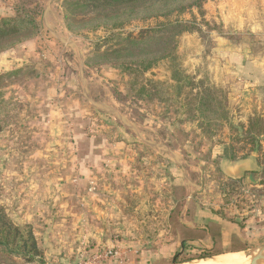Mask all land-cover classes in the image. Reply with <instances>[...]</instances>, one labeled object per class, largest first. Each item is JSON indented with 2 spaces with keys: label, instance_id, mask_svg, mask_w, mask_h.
I'll return each mask as SVG.
<instances>
[{
  "label": "rangeland",
  "instance_id": "obj_1",
  "mask_svg": "<svg viewBox=\"0 0 264 264\" xmlns=\"http://www.w3.org/2000/svg\"><path fill=\"white\" fill-rule=\"evenodd\" d=\"M15 1L40 26L0 41V206L33 229L45 263L171 264L159 259L174 241L169 218L197 206L264 230V179L225 188L221 166L253 152L264 162V0H207L171 18L190 33L163 18L104 23L107 9ZM13 2L0 0V18ZM146 29L156 33L140 38ZM0 264L31 263L0 248Z\"/></svg>",
  "mask_w": 264,
  "mask_h": 264
},
{
  "label": "trees",
  "instance_id": "obj_2",
  "mask_svg": "<svg viewBox=\"0 0 264 264\" xmlns=\"http://www.w3.org/2000/svg\"><path fill=\"white\" fill-rule=\"evenodd\" d=\"M207 0H64V6L66 9L70 10H77L80 8L83 9H90V10H106L107 13L105 14V19L102 20L104 23L108 22L109 19L112 18L110 14H122L127 15L129 19L132 17H139L141 15L144 17L142 20H146L148 18H163L167 21L164 24H160L164 27L165 30H172L178 29V27H182V33L192 32L193 30H197L196 27L191 26L189 22H181L176 19L174 22L171 21L172 17L178 18L187 12H191L192 9L196 8L202 10L204 3ZM6 2V1H5ZM19 2L12 3L14 14H5L1 15L0 18V41L9 36H16L28 28H31L32 31H38L39 24L36 22L35 17L30 16V11L26 10L25 8L21 7ZM129 22H118L114 25L113 28H122ZM176 23V24H174ZM103 27V23L97 25V29ZM69 28H71L69 24ZM156 33L155 30H142L140 33V38L146 36L147 34ZM33 34V33H32ZM36 34V33H35ZM34 34V35H35ZM33 35V36H34ZM21 41H17L11 46L20 43ZM166 44L171 42V39L164 40ZM12 47H4L1 51L4 52L5 49H10ZM175 49V48H174ZM175 53V52H174ZM5 55V54H4ZM173 55V54H170ZM173 61L177 60L178 58L172 57ZM140 67H142L143 71H147L151 68L152 64L145 65L144 62H140ZM126 71V69H125ZM200 96H198L199 98ZM214 101V98H213ZM221 106V103H218ZM201 106H204L203 104ZM200 108V107H199ZM181 109V108H180ZM185 110V106L182 105V109ZM180 110V111H181ZM196 110V107L193 110H190L191 113ZM185 122V121H184ZM262 121L260 118H256L254 121L250 122V130H254L255 128L262 125ZM264 124V123H263ZM178 128L177 132H179L180 139L182 142V147L186 146L189 141V133L186 132L183 128H179L180 126H176ZM263 133V132H262ZM260 133V134H262ZM258 138L253 139V143L256 144L253 146L251 152L255 150H259L260 146L258 145ZM184 149V148H182ZM204 158V157H203ZM206 159V157L204 158ZM232 160H236L237 158L233 155L231 157ZM214 162V161H213ZM264 162L259 160L260 166V177L264 179ZM178 182V181H177ZM173 181V184H179ZM229 182V181H228ZM235 183V182H234ZM237 183V182H236ZM232 184L231 180L230 183L225 185V188L230 187ZM236 185V184H235ZM234 187V186H233ZM237 185L235 186L234 190L237 189ZM226 189L222 190V194L226 197ZM194 206V204H191ZM221 217L227 218L231 221H235L243 224L244 219H240L235 216H229L227 213L219 212ZM169 221L172 225L175 223L172 220V217L169 218ZM169 222V224H170ZM252 229V228H251ZM39 238H37L36 234L34 233L33 229H21L17 227L9 218V215L6 209L0 206V248L2 250L7 251L10 254H14L19 257H23L26 263H33V264H47L43 257H41V247L39 245ZM186 245V244H185ZM191 249L190 245L185 246V250ZM214 255V253L207 252L204 257ZM203 256V255H202Z\"/></svg>",
  "mask_w": 264,
  "mask_h": 264
},
{
  "label": "crops",
  "instance_id": "obj_3",
  "mask_svg": "<svg viewBox=\"0 0 264 264\" xmlns=\"http://www.w3.org/2000/svg\"><path fill=\"white\" fill-rule=\"evenodd\" d=\"M256 152L246 158L231 161L229 158L221 161L223 175L226 179L240 182L248 189L257 190L260 187V166ZM215 208L195 207L188 216L176 212L171 215L174 225L169 224V231L174 241L161 248L162 261L174 260L177 255L190 245L214 253V255H236L243 253L256 244H264V230L261 227L241 225L221 217ZM252 228V229H251ZM186 244V245H185ZM187 251V250H186ZM47 264H66L63 259ZM172 262V261H171Z\"/></svg>",
  "mask_w": 264,
  "mask_h": 264
},
{
  "label": "water",
  "instance_id": "obj_4",
  "mask_svg": "<svg viewBox=\"0 0 264 264\" xmlns=\"http://www.w3.org/2000/svg\"><path fill=\"white\" fill-rule=\"evenodd\" d=\"M245 256V260L241 264H264V244L260 246H255L250 248L249 250L243 252ZM221 255H211L207 257H201L198 259L187 260L185 262H177L176 259L172 261L171 264H198L200 262L207 261H218V257Z\"/></svg>",
  "mask_w": 264,
  "mask_h": 264
},
{
  "label": "bare ground",
  "instance_id": "obj_5",
  "mask_svg": "<svg viewBox=\"0 0 264 264\" xmlns=\"http://www.w3.org/2000/svg\"><path fill=\"white\" fill-rule=\"evenodd\" d=\"M242 256L238 258V254L236 255H221L218 257V261H207L200 262L198 264H241L245 260L244 253H240ZM188 264V263H186ZM196 264V263H195Z\"/></svg>",
  "mask_w": 264,
  "mask_h": 264
},
{
  "label": "built area",
  "instance_id": "obj_6",
  "mask_svg": "<svg viewBox=\"0 0 264 264\" xmlns=\"http://www.w3.org/2000/svg\"><path fill=\"white\" fill-rule=\"evenodd\" d=\"M110 255H112V253ZM97 257H98V259H97ZM97 257L96 258L92 257V258L83 259L82 261L85 262V264H100L102 262V261L99 260L100 259V255H97Z\"/></svg>",
  "mask_w": 264,
  "mask_h": 264
}]
</instances>
